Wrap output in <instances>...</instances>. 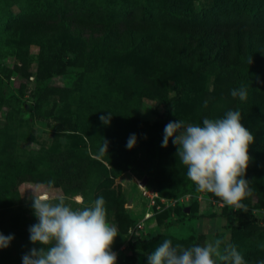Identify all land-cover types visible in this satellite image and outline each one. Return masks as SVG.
<instances>
[{"label": "rangeland", "instance_id": "obj_1", "mask_svg": "<svg viewBox=\"0 0 264 264\" xmlns=\"http://www.w3.org/2000/svg\"><path fill=\"white\" fill-rule=\"evenodd\" d=\"M161 1L0 0V233L15 237L0 249V264H23L22 257L31 248L47 247L33 245L29 239V227L38 222L29 197L32 189L43 185L39 179L43 172L53 176L54 191L74 208L90 207L104 198L107 221L118 234L112 245L116 264H148V256L166 238L184 248L221 239L222 249L237 243L241 255L260 249L256 243L263 237L245 236L237 227L244 216L264 225V177L245 175L252 195L243 201L247 211H235L212 193L197 191L171 140L167 148L162 147L170 121L203 126L205 118L215 120L228 111H239L231 98L226 99L234 86L196 79L190 91L174 100V83L167 81L166 105L141 97L135 106L130 96L139 92L133 89L137 92H123L122 102L110 97L101 107L95 106L82 97L89 93L90 84L103 79L112 61L86 57L74 33L59 28L45 49L32 41L54 25L59 9L73 16L76 11L79 17L74 20L80 22L86 10L92 15L115 13L116 6L125 3L155 7ZM165 1L196 10L212 2ZM134 85L135 79L128 81V86ZM168 107L171 114L166 112ZM109 111L113 114L105 125L100 116ZM131 134L138 139L129 150L126 143ZM105 139L108 153L100 154ZM181 185L186 192L179 196ZM141 188L157 191L173 203L159 212L151 209L153 215L143 232L136 227L145 210ZM134 233L145 239L139 250L130 248Z\"/></svg>", "mask_w": 264, "mask_h": 264}, {"label": "trees", "instance_id": "obj_2", "mask_svg": "<svg viewBox=\"0 0 264 264\" xmlns=\"http://www.w3.org/2000/svg\"><path fill=\"white\" fill-rule=\"evenodd\" d=\"M86 8L93 10L91 5ZM116 11L92 15L86 10L82 21L76 22V11L73 16L71 11L59 9L54 25H48L45 35L37 34L32 41L45 49L59 28L69 35L74 33L86 57L112 61L103 79L90 84L89 93L82 97L95 106L101 107L110 97L122 102L123 92H137L133 89L139 92L130 96L135 106L141 97H152L166 105L167 81L174 83V100L190 91L196 79L246 88V101L234 98L231 92L226 99L234 101L242 125L254 136L245 175L264 177V0H212L203 10L163 0L155 7L125 3L116 6ZM131 79H135L133 88L128 86ZM172 111L169 107L166 110L168 114ZM39 179L47 185L53 176L43 172ZM185 192L181 185L177 195ZM237 228L245 236L264 238V225L250 216H244ZM132 237L130 248L139 250L145 239L135 233ZM256 244L260 249L249 253L240 247L247 264L264 260V241L258 238Z\"/></svg>", "mask_w": 264, "mask_h": 264}, {"label": "clouds", "instance_id": "obj_3", "mask_svg": "<svg viewBox=\"0 0 264 264\" xmlns=\"http://www.w3.org/2000/svg\"><path fill=\"white\" fill-rule=\"evenodd\" d=\"M251 63V61H250ZM231 95L247 100L244 87L233 89ZM207 107V102H205ZM112 112L101 115L103 124H110ZM239 111H228L223 118L203 120V126L170 121L164 129L162 147L169 141L177 148L179 163L187 169V177L201 193H212L222 205L235 211H247L243 201L252 195L245 174L249 167V146L253 134L241 123ZM137 136L131 134L126 147L137 145ZM108 153V141L99 149ZM54 181L32 189L29 197L37 223L29 227L33 247L23 255V264H116L117 253L112 245L117 229L106 218L105 200L97 198L90 207H72L64 196L54 191ZM79 201V198L76 201ZM13 235L0 233V249L7 248ZM224 242L216 239L203 246L184 248L173 246L172 239H164L148 256V264H246L235 245L221 248ZM264 248V245H261ZM264 264V260L258 262Z\"/></svg>", "mask_w": 264, "mask_h": 264}, {"label": "built area", "instance_id": "obj_4", "mask_svg": "<svg viewBox=\"0 0 264 264\" xmlns=\"http://www.w3.org/2000/svg\"><path fill=\"white\" fill-rule=\"evenodd\" d=\"M141 197L143 199L145 210L140 221L137 222L136 227L137 231L143 232L145 223L150 220L153 215L151 209H155L159 212L172 206L173 203L163 199L159 196L157 191H153L149 188H141Z\"/></svg>", "mask_w": 264, "mask_h": 264}]
</instances>
